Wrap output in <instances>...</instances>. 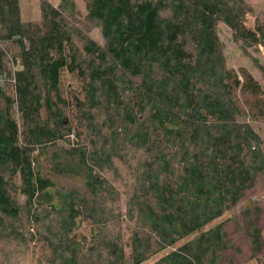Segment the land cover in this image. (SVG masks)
Masks as SVG:
<instances>
[{
  "label": "trees",
  "instance_id": "1",
  "mask_svg": "<svg viewBox=\"0 0 264 264\" xmlns=\"http://www.w3.org/2000/svg\"><path fill=\"white\" fill-rule=\"evenodd\" d=\"M85 9L106 47L79 26L74 0H40L38 20L23 19L21 0H0V217L42 224L41 264H144L160 252L147 264H222L231 241L222 222L207 227L264 171V137L238 90L254 93L257 109L264 99L252 74L242 70V81L227 66L218 26L249 53L264 45V14L248 26L246 0H85ZM64 70L83 78L80 94L62 95ZM81 94L73 127L63 110ZM97 107L116 108L122 126L102 133ZM121 141L135 149L120 176ZM43 156L51 174L86 182L64 191Z\"/></svg>",
  "mask_w": 264,
  "mask_h": 264
},
{
  "label": "rangeland",
  "instance_id": "2",
  "mask_svg": "<svg viewBox=\"0 0 264 264\" xmlns=\"http://www.w3.org/2000/svg\"><path fill=\"white\" fill-rule=\"evenodd\" d=\"M59 1L60 0H50L54 5H58ZM74 1L78 8L79 18L81 19L79 26L82 28L85 26L89 27L90 36L97 44L106 47L107 42L102 35L101 28L86 17L85 0ZM246 1L249 2L254 9L253 14L250 13L248 15L247 25L254 26L256 22L255 14H264V0ZM21 8L22 16L25 20H38L41 16L40 0H21ZM218 32L224 43V54L226 56L227 66L234 68V71L239 74L242 81L244 80L242 70L252 74L255 80L262 86L264 99V69L255 61L256 58L258 62L264 66V45L260 44L248 47L249 53H246L243 51L240 40L234 38L232 30L227 25L220 23ZM82 86L83 78H80L76 73H69L66 70L62 72L61 89L63 96L70 98L71 92H75L77 95L78 93L80 94ZM238 91L240 102L244 105L246 110L251 113L249 117L248 113H245L244 119L247 120L248 117L250 120L248 122L264 137V108L260 110L255 107L254 101L256 96L246 87L239 88ZM75 103H81V106ZM84 105H86V103L83 94H81L77 100L70 101V109L63 110L68 113V117L73 120V127L77 124V119L74 120V118L79 114ZM109 110V116H107ZM91 114L93 124L95 122L96 126L106 135L112 132V126H117V124L118 126H122L116 123L117 121L114 119L117 114L116 108H109L106 110L104 107H97ZM254 116L255 119L253 118ZM89 123L88 121V125ZM85 124L86 122L84 125ZM71 138L74 139L75 137L72 135ZM120 143L122 146H119V155L113 156V163L118 166V173L121 176L128 174V168L122 161V155L127 152L129 157H131L135 148L131 146V149L128 148V151H124L123 142L121 141ZM41 159L44 161V165H42L44 171L48 173L49 166H47L45 162L46 156L41 157ZM47 175H51L56 181V185L64 188V191L77 188L86 182L83 175L74 178H70L66 175L56 176L50 172ZM10 183L12 184V190H14L13 194L17 202L23 204L26 197L18 191L19 188L15 184L14 179ZM123 200L124 197H121L120 201L123 202ZM25 221L26 213L21 214L17 219L13 220L9 216L5 218L0 217V264H41L44 258L49 255L50 251L43 245L44 241L42 235L37 230V228L42 230V224L40 223L32 228L31 225ZM221 222L227 233L226 238L231 241V247L224 251L225 254L222 264H264V171L259 173L255 178V182L244 190L240 201L228 208L222 217L214 220L207 228L216 226ZM123 231L125 234V242L130 244L131 232L129 229V222H125ZM33 237L35 241L30 240ZM191 237L192 236H189L183 241H188ZM255 237H258V242L254 244ZM170 249L171 248H168L166 250ZM126 254L127 257L130 258V246H126ZM162 255L163 254L160 252L152 256L148 262L155 261Z\"/></svg>",
  "mask_w": 264,
  "mask_h": 264
}]
</instances>
